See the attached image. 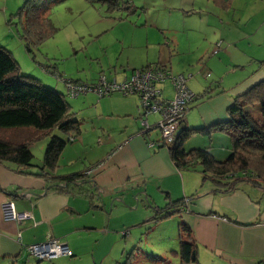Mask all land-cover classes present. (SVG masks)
Masks as SVG:
<instances>
[{
	"label": "rangeland",
	"instance_id": "1",
	"mask_svg": "<svg viewBox=\"0 0 264 264\" xmlns=\"http://www.w3.org/2000/svg\"><path fill=\"white\" fill-rule=\"evenodd\" d=\"M114 1L118 4L115 7H112V0H0V45L13 51L22 72L36 76L66 93L73 112L76 111L74 117L80 120L77 139L66 145L69 148L76 143L77 146L71 148V154L80 157L65 167L69 149L65 150V157L61 158L64 161L61 164L62 170H78L84 166L82 161L87 165L92 164L99 153V145L105 142L107 134L119 133L115 127H112L113 131L110 128L105 133L102 130L104 122L116 123L113 119L109 123L107 118L98 114V99L106 96L100 97L96 92L90 91L72 97L67 94L64 78L94 82L101 74H106L125 79L135 69L152 61L168 64L174 74L184 73L189 77L188 86L195 93H205L188 102L187 121L190 128H193L205 125L203 115L209 114V106H213L211 102H218L220 96L217 95L224 90L222 86L227 89L231 84V75L225 76L231 73L229 70L232 65L244 62L243 68L251 71L254 60L250 51L262 55V47L255 43L262 34L257 37L255 33L241 37L243 31L249 29L264 31V25H260L261 20H264L263 15H253V10H260V3L256 4L255 0H234V6L228 10L215 0ZM29 3H37L41 13L54 27L53 32L41 41H30L31 51L26 48L27 39L22 24V16L25 13L26 17ZM22 7L24 12L20 13ZM243 11L247 12L246 19L239 17ZM251 16L253 18L250 19ZM178 44L180 50L177 48ZM207 71H211L209 76H206ZM56 72L61 74L60 78L56 76ZM162 86L166 96L172 98L171 83L166 81ZM117 93L128 96L122 91H115L107 97ZM129 95L141 98L138 93ZM86 97H91L90 103L84 100ZM216 105L214 113L219 112V105ZM252 106L250 111L254 120L263 123L260 105L254 103ZM153 113L148 117L150 121H157V117L151 115ZM220 119L227 121L230 116ZM222 123L210 125L214 129L211 136L194 130L186 138V145L189 148L211 146L210 150H213L216 158L225 159L233 146V137L222 129ZM139 125L141 126V116ZM52 135L63 138L68 136L58 128L43 131L29 145L34 153V162H43ZM196 168L195 171L201 176L200 165ZM206 182V185H214L213 182L209 184V179ZM245 184L247 183L241 185ZM124 201H116L117 206L112 216L107 210L104 220H96V223L100 221L96 226L99 230L84 232L75 255H60L39 261L25 251L22 258L13 264H121L128 255L130 264H181L179 234L182 221L178 222L173 215L163 218V224L152 219L144 221L153 211L154 215L156 210L151 211L147 217H140V210L147 206L145 202L138 204L141 206L138 210H127V201ZM138 205L136 202L130 203L131 207ZM127 211L132 213L127 214ZM138 222L145 227L135 225ZM157 224L156 231L152 230ZM126 230H131L130 240L122 235ZM140 230H143V234L139 238L137 232ZM135 245L140 248H132ZM200 252L199 264H214L209 253L202 249ZM0 264L5 263L0 260Z\"/></svg>",
	"mask_w": 264,
	"mask_h": 264
},
{
	"label": "crops",
	"instance_id": "2",
	"mask_svg": "<svg viewBox=\"0 0 264 264\" xmlns=\"http://www.w3.org/2000/svg\"><path fill=\"white\" fill-rule=\"evenodd\" d=\"M215 1L224 5L227 10L234 6V0H231L228 6L227 0ZM255 2L260 3V10H253V15L260 13L264 19V0ZM246 11L241 12L239 17L246 19ZM261 21L260 25H264V20ZM259 30L257 28L243 31L241 37L253 33L257 34L256 37L262 34L255 42L262 47V55L250 51L254 60L251 71L243 68L244 62H235L232 65L229 70L231 73L225 76L231 75V84L227 89L222 86L224 90L217 95L220 96L218 102H211L213 106H209V114L203 115L204 126L221 122V117L229 115V106L237 94H244L254 83L264 78V31ZM177 48L180 50L179 44ZM157 63L160 64L159 61L149 64ZM239 70H242L241 74ZM112 76L122 79L116 75ZM90 99L91 97H86L84 100L90 103ZM216 104L219 105V112L214 113ZM140 107L141 98L137 96L117 93L98 99V114L107 118L109 123L112 119L116 122H104L102 130L105 133L110 128L113 131L112 127H115L119 133L107 134L105 142L99 145V153L94 158L93 165L82 161L84 166L78 168L84 170L99 161H105L103 166L91 173L90 179L95 184L92 186V197L90 194H78L76 189L72 192L66 191L65 183L55 182L37 174V171L42 170L43 162H37L35 168H31L27 173H21L16 164L0 162V260L5 264H13L27 252L26 245L44 242L49 236L66 240L75 255L84 232L99 230L96 226L100 221L96 223V220H104L107 210L112 216L117 206L116 201H127H124L127 210H138L141 208L138 204L144 201L147 206L142 207L139 215L147 217L156 206L163 207L158 203L165 204L179 196L178 198L184 197L188 201L173 213V217L178 219V222L184 220L191 226L199 249L209 253L214 264H264V187L247 183L232 192H218L214 183L213 186L206 185L207 180H203L202 175L199 176L195 170L178 168L168 147L160 143L159 128L154 126L144 134L139 132L142 113ZM151 115L159 119V113ZM148 120L150 121L149 117ZM216 120L218 122H214ZM151 122L154 124L156 121L149 123ZM183 126L190 127L187 113L181 128ZM186 143L187 141L185 148H189ZM72 146L64 148L54 174L72 172L62 170L61 166L64 163L61 158L65 157L67 149L69 152L65 167L80 157L71 154V148L77 145L74 143ZM211 182L210 180L209 184ZM6 199H13L17 210L31 211L32 216L22 223L5 219L1 203ZM133 202L138 206L131 207L130 203ZM128 213L132 212L127 211ZM134 215L138 217L136 213ZM151 215L144 221H150L149 218L153 216ZM140 222L135 225L144 228L145 225ZM157 223L163 224L164 220L161 219ZM159 224L151 229L156 231ZM143 230L137 232L139 238ZM122 235L130 240L131 230Z\"/></svg>",
	"mask_w": 264,
	"mask_h": 264
},
{
	"label": "trees",
	"instance_id": "3",
	"mask_svg": "<svg viewBox=\"0 0 264 264\" xmlns=\"http://www.w3.org/2000/svg\"><path fill=\"white\" fill-rule=\"evenodd\" d=\"M230 2L231 0H227L226 6ZM116 5H118L116 1L112 0V7ZM22 12H24L23 7L20 9V13ZM23 15L26 48L31 51L30 41H41L53 32L54 27L41 13L37 3H31L26 17L25 13ZM186 77L188 80L189 77ZM202 95L196 93V98ZM254 103L260 105L264 119V78L254 83L244 94L237 95L229 106L230 119L221 121L223 122L221 125L224 124L221 128L233 137V146L225 159L216 158L209 147L185 148L184 146L186 138L194 130L211 136L214 130L211 126L180 127L176 139L172 143H164L176 166L180 169L197 170L196 167L200 165L203 180H211L218 192L235 191L242 183L264 187V122L259 123L254 120L250 111ZM75 112L66 99V93L44 83L36 76L22 72L13 51L0 45V162L16 164L21 173H27L37 165L34 162L30 143L43 131L58 128L68 136L63 138L52 135L47 144L42 170L37 171V174L51 178L55 182L65 183L66 191L72 192L76 189L78 194H90L92 197L94 195L92 186L95 184L90 179L91 173L87 172L90 166L84 170L54 174L65 146L75 140L80 131V120L74 117ZM160 143H163L161 138ZM187 200L181 197L170 200L163 207L156 206L154 208L156 213L149 220L158 222L173 215ZM180 226V262L199 264V245L193 230L184 220ZM123 234H127V230ZM132 248L136 249L140 246L135 245ZM121 264H130V256L128 255Z\"/></svg>",
	"mask_w": 264,
	"mask_h": 264
},
{
	"label": "built area",
	"instance_id": "4",
	"mask_svg": "<svg viewBox=\"0 0 264 264\" xmlns=\"http://www.w3.org/2000/svg\"><path fill=\"white\" fill-rule=\"evenodd\" d=\"M168 64H158L155 66L135 69L134 73L122 80L101 74L97 81L87 82L64 78L67 94L78 97L81 94L93 91L98 96L103 97L115 91H122L124 94L138 93L141 97V129L144 134L157 127L160 130V137L163 144L172 143L177 136L182 121L185 119L188 102L196 97V93L187 84V77L183 73L174 74ZM211 71H207L209 76ZM57 77H61L56 72ZM169 81L173 90V97L164 95L163 84ZM159 113V119L154 124L149 123L150 113ZM104 160L99 161L93 167L87 169L88 173L103 166ZM2 213L5 219L15 220L19 223L25 222L32 216L31 211H19L13 199H6L1 203ZM227 219V217H224ZM28 253L38 259H52L60 255H73L69 244L59 238L51 236L44 242L28 244L25 246Z\"/></svg>",
	"mask_w": 264,
	"mask_h": 264
},
{
	"label": "water",
	"instance_id": "5",
	"mask_svg": "<svg viewBox=\"0 0 264 264\" xmlns=\"http://www.w3.org/2000/svg\"><path fill=\"white\" fill-rule=\"evenodd\" d=\"M40 261V259H38Z\"/></svg>",
	"mask_w": 264,
	"mask_h": 264
}]
</instances>
